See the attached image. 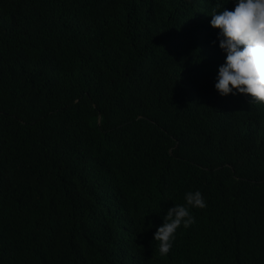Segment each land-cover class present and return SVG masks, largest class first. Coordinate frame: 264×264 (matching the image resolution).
I'll list each match as a JSON object with an SVG mask.
<instances>
[{
	"label": "trees",
	"instance_id": "16d2710c",
	"mask_svg": "<svg viewBox=\"0 0 264 264\" xmlns=\"http://www.w3.org/2000/svg\"><path fill=\"white\" fill-rule=\"evenodd\" d=\"M234 6L0 0V264H264V104L214 87Z\"/></svg>",
	"mask_w": 264,
	"mask_h": 264
},
{
	"label": "clouds",
	"instance_id": "9594fccd",
	"mask_svg": "<svg viewBox=\"0 0 264 264\" xmlns=\"http://www.w3.org/2000/svg\"><path fill=\"white\" fill-rule=\"evenodd\" d=\"M234 5L233 10L211 13L210 25L219 29V47L226 54L214 87L221 96L246 94L250 103L264 104V0H234ZM184 201L167 210L154 232L160 257L168 256L181 226L187 229L196 222L191 209L207 206L200 190L186 192Z\"/></svg>",
	"mask_w": 264,
	"mask_h": 264
}]
</instances>
